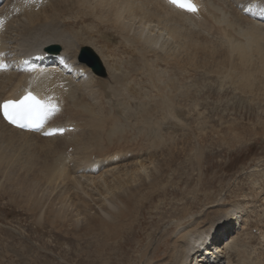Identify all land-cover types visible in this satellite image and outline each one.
I'll return each mask as SVG.
<instances>
[{
  "label": "bare ground",
  "instance_id": "bare-ground-1",
  "mask_svg": "<svg viewBox=\"0 0 264 264\" xmlns=\"http://www.w3.org/2000/svg\"><path fill=\"white\" fill-rule=\"evenodd\" d=\"M193 1L198 7L194 12L176 8L173 5L175 3L173 0H77L74 4H67L69 8H65L76 10L73 20H77L75 26L79 23V27L74 32L70 29L71 33L57 19L46 15L49 12H46L44 8L42 10L28 8L27 11L24 8L22 12L17 10L13 0L0 1V15L2 9V14H4L0 16V64L7 67L5 70H0V102L3 99L19 97L27 89H31L46 103L48 111L46 123L66 128V131L61 135L46 137L39 132L22 131L15 128L0 116V125L6 130L4 133L9 139L16 141L19 138L20 142L23 141L24 144L27 142L26 146H30L33 155L41 156V162L38 163L40 167H38L43 174L32 173L29 171L31 169L24 171L23 175L15 178L16 183L11 187L14 194L9 195L8 193L9 196H7L9 200L18 205L23 197V202L27 203L25 210L33 217H36L44 207V203H48L43 213L44 223L51 227L56 226L64 229L72 227L70 233L77 234L80 240L87 239V242H91L94 239V247L99 250L97 255H102L109 248H114L117 239L123 238L124 233L133 234V225H135L134 222L141 212L140 210L145 207L147 200L150 201L153 195H156L159 190L162 191L160 185L164 178L169 176L173 162L175 163L180 158L179 155L186 152L189 147H192L191 150L197 148L194 146V141L190 140L194 138L191 136L192 131L189 135L187 133L182 140H178L175 136L173 138L172 135L164 139L160 133L151 134L154 126H156L155 130H161L163 118L178 116L174 106L176 96L170 93L173 92V85L170 83V78L158 67H171L186 77L187 71L191 69L188 68L189 59L187 56L191 53L197 51L219 53L218 47L210 44V40L204 34L190 27L193 25L192 21H195L197 17L198 24L214 31L221 29L226 31L232 24L243 22L247 26L246 31H243L247 43L231 44L230 49L226 51L229 54L228 60L230 61L232 55L236 54L240 62L246 63L249 62V57L253 52L259 53L261 59L264 57L260 45V41L264 40V27L255 22L256 20L264 23V19L260 20L257 17L253 19L249 15L242 16L238 14L237 6L233 7V1L223 0L230 14H233V18L227 23L228 28L225 30V27L218 25L216 21L217 11L214 7L205 3L203 6V0ZM214 1L212 0V3ZM247 3L244 4L245 7H248ZM62 17L65 16L62 15ZM46 24L47 27L49 26L48 30L54 31L51 35L48 34L50 31L48 32L44 27ZM57 28L68 34L55 32ZM35 34L40 36H35ZM25 40H30L29 45L32 47H26V45L22 49ZM50 44H58L61 51L48 52L50 54H46L45 62H52L55 58H49L57 54H59V59L65 57L62 64L66 69L72 68L75 74L90 79L85 85L76 82L75 75H68L53 64H51L52 66H39L32 70L21 69V64L24 61L32 60V53L45 55L47 52L45 46ZM82 44L94 45L95 49L93 50L102 60V64L107 67L106 78L97 76L90 68L82 66L77 60V53ZM220 45L222 44L220 43ZM94 47L92 46V48ZM10 48L12 53H7ZM132 53L136 54L132 56ZM127 56L131 58L130 61ZM191 60L189 61L191 62ZM201 64L204 65L207 62ZM240 73L243 76L244 71ZM248 77L245 78L248 79ZM153 93L157 94L159 98H146L147 95L155 96ZM107 98L109 99L107 100ZM51 105L57 108L50 110ZM122 105L124 108L126 105L135 106L136 111L128 109L126 113L124 108H120ZM55 114L57 117L51 119ZM162 115L163 118L160 119ZM129 119L135 120V122L126 123ZM69 146H72L71 153L67 152ZM7 147L10 146L6 145ZM24 148L26 147L24 146ZM11 153L10 151L9 155H12ZM201 153L197 149L196 155L201 156ZM27 155L29 156V153ZM33 155L31 157L35 159ZM6 156L8 155L6 154ZM70 158L73 159V164L68 167ZM109 158H116L124 163L95 175L100 171L97 168L107 163ZM12 164L14 163L12 162ZM77 170H79L78 175H76ZM107 173L110 175H106ZM82 178L87 182L90 181L93 191L95 190L97 193L92 194L91 190L88 191L84 188V182H81ZM56 181L63 184L62 189L56 197L48 199L54 190ZM72 188L80 189L86 198L88 196L90 199L82 198L76 191L71 192ZM45 190L47 193H44ZM32 195L35 196L32 198ZM95 195L98 196L95 197ZM158 195L160 194L158 193ZM55 199L57 200L56 204H60V206L53 208ZM105 199H108L107 203ZM90 200L94 203H91ZM149 205L147 204V207ZM70 206L72 207L71 211L68 209ZM238 207L235 206L234 210L227 208L225 212L220 210L215 218L209 220H205L201 216L202 219L199 217L190 226L180 229L181 231L177 232V236L171 240L170 244H161V248L163 250L168 248L169 252L158 264H222L224 260L222 257H225V253H231L232 257L237 256L236 253L233 255V250L225 252L227 244L226 242L225 246L221 244L222 241H227V238L220 241V236L223 233L220 228L222 226L221 229L226 231L228 227L234 228L235 224H239L243 220L240 218L241 220L238 221L237 217L241 216L236 214L239 211ZM188 209L186 206L180 213L179 221L176 220L177 222H173L172 225L176 228L180 226L183 223L181 221L187 219L191 214ZM213 213L211 212V214ZM256 223L249 219L246 227L248 236L253 234L252 227L258 229V226L254 225ZM205 225L208 226L204 227ZM201 227L204 229L199 230ZM73 237L71 238L75 239ZM200 240H202L201 245H204L201 248L204 249L203 254L198 253L201 251L199 249ZM147 253L141 254L143 261L146 256L149 258ZM209 254L210 258L207 261ZM238 256L240 257V255ZM141 263L147 264V260L141 261ZM234 264H264V259L242 260L241 263L235 262Z\"/></svg>",
  "mask_w": 264,
  "mask_h": 264
},
{
  "label": "rangeland",
  "instance_id": "rangeland-1",
  "mask_svg": "<svg viewBox=\"0 0 264 264\" xmlns=\"http://www.w3.org/2000/svg\"><path fill=\"white\" fill-rule=\"evenodd\" d=\"M75 1L77 0H13L14 6H16L19 11L24 10V8L25 11H27L28 8L38 10L44 8L46 12H49L46 15L57 19L60 24L62 23L61 25H64L63 27L68 28V32H70V29L74 32L79 27V23L75 26L77 20H73V15L75 16L76 10L65 9L69 8L67 4H74L76 3ZM229 1L234 2L233 7L237 6V12L242 16L246 17L249 15V17H254L256 14L262 15L264 13V0H256L250 7L244 6V4L248 2L247 0ZM204 3L215 8L217 11V13L215 12L217 23L225 27L226 30V28H228L227 23L233 18V14H230L225 2L223 3V0H215L214 3H212V0H203V6ZM70 12L71 14H69ZM2 13L3 9L1 10L0 16L4 15ZM62 15L66 18H63ZM196 20L197 17L195 18V21ZM195 21H192L193 25L189 26L192 27L193 30L195 29L204 34V36L210 40V44H214L216 48L218 47L219 53H213L214 55L216 54L214 56L212 51L211 53L191 51L194 53L189 55L190 58L189 56L187 57L189 60L192 59L193 61L191 60L190 62L187 59L189 62L188 68L191 69H187L190 74L187 71L186 77H183L171 67H158L170 78V83L173 85V92L170 93L176 96L174 99V106L178 116L163 118L162 115L160 117V119L163 118L160 127L161 130H159L160 132L158 129H156V131V126H154L151 134L155 135V133H160L164 139L172 135L171 137L174 138L175 136L178 140H182L187 133L189 135L192 131L191 136L194 138L190 140L194 141V146L197 148L191 150L192 147H189L186 152L179 155L180 158H178L175 163L173 162V167L169 171V176L167 175L160 185L162 191L159 190L156 195L152 196L150 201L152 200L153 202L147 200L148 202H146L145 207L140 210L141 212H139L134 222L135 225H133V234L130 232L128 234L124 233L123 238L117 239L115 243L116 247L109 248V250L105 251L102 255H97L99 250L94 247V239H92L91 242H87V239L80 240L77 234L70 233L72 227L64 229L56 226L51 227L44 223L43 213L48 203H44V207L41 208L36 217H33L25 210L27 203L23 202V197L19 205L16 203L17 206L13 201L9 200L8 196L14 194L11 187L16 183L15 178H19V175H23L22 173H24V171L31 169L29 171L32 173L43 175L42 172L39 171L41 156L37 157V154H34L35 157L32 150L29 148L30 146H26L28 144L27 142L24 144L23 141L20 142L19 138L16 141L9 139L6 133H4L6 130L0 125L2 127H0V134L4 133L3 136H1L2 134L0 135V151L2 152V154L0 152V264H143L141 261L145 262L146 260L147 264H158L164 259L166 254H168L167 252H169V249L166 247V249L163 250L161 244H170L171 240L177 236V232L180 229L190 226V224L196 222L195 220H197V218L199 219V217L201 218V216L202 218L204 217L205 220L213 219L220 210L223 212H225L227 208L234 210L235 206H239V211L236 214L238 216L241 215L237 217L238 221L241 219L243 220L239 224H235L234 228H232V226L228 227L224 234L221 232L223 236L228 234L226 236L227 241H222L223 243L221 245H224L226 242L227 245H224L226 247L225 252L233 250V255L236 253L237 256L232 257L230 255L231 253H225V257H222L224 258L222 264L241 263L242 260L248 261L256 258L264 259V57L261 59L259 58V53L256 54V52H253L249 57V62L246 63L240 62L236 54L232 55V61L231 59L230 61L228 60L229 54L226 51L230 49L231 44L240 42L247 43L243 34L247 26L243 22V24H232L229 30L226 31H224V29L214 31ZM255 22L264 27V23L256 20ZM44 27L48 32L50 31V33L47 32L49 35L54 32L48 30L49 26L47 27V24ZM182 28L184 29V27ZM55 32L63 31H59V28H57ZM47 33L46 35H48ZM65 34L67 35L68 33ZM35 36L39 37L40 35L35 34ZM261 41L260 45L262 53L264 54V40ZM29 42L31 41L25 40L22 49L26 45V47L30 46ZM220 43L222 45H220ZM86 45L87 44H82L81 46ZM87 46L91 48L92 46L94 47V45ZM125 48L127 47L125 46ZM92 49H95V47ZM7 53H12L11 48L7 50ZM135 54L136 53H132V56ZM209 55L212 56L211 59ZM127 59L128 61L131 60L129 56H127ZM195 61H198V63ZM206 62L207 64H204L205 66L201 64ZM80 63L82 66L88 67L82 62ZM211 64L213 65L211 66ZM193 65L198 66L193 67ZM103 66L105 68V77L100 75L97 76L106 78L107 67L104 64ZM241 71H244V77L242 76L243 72L240 73ZM66 73L69 74V72ZM76 75L74 76V78L77 79L76 82H81L83 85L90 80L85 78V76L81 77ZM245 77H248V79ZM170 90L169 88V91ZM146 98L158 99L159 96L157 94L152 97L147 95ZM108 99L109 98H107V100ZM126 107L124 108V105H122L120 108H124L126 113L128 109L130 111H136L135 106L126 105ZM74 116L77 115L74 114ZM128 122L133 123L135 120L132 121L129 119L126 123ZM17 141H19L18 143L20 144H18ZM6 145L10 147L6 148ZM17 146L19 147L16 148ZM24 146L26 148H24ZM10 148L12 155H9ZM69 149L71 150L69 151ZM197 149L202 152L201 156L196 155ZM19 151H21V153H19ZM67 152H72V146H69ZM28 153L29 156L27 155ZM6 154L8 156H6ZM32 155L35 159H32ZM103 155H105V153H103ZM93 158L94 155L91 159L93 160ZM26 159L27 161H25ZM70 159L71 162H68V167H71L73 164V159ZM11 160L14 164H12ZM108 160L107 163L97 168L98 171H100L95 175L105 170H110L111 167L118 164L124 163L116 158H109ZM78 173L79 170L76 171V175H78ZM106 175L109 176L110 174L107 173ZM83 179L84 178L81 179V182H84V188L88 191L91 190L90 192L92 194L97 193L95 190L93 191L90 181L87 182V180ZM56 182L53 188L54 190H52L48 199L56 197L62 189L63 184L58 181ZM45 191L44 193H47V191ZM74 191L82 198L90 199L88 196L86 198L80 189L72 188L71 192ZM145 191L143 192L144 194ZM40 193L41 191L39 194ZM34 196L35 195H32V198ZM97 196L98 195H95V197ZM47 201L49 202L50 200ZM105 201L107 203L108 199H105ZM54 202L55 205H53V208L60 206V204H56V199ZM90 202L94 203V201L91 200ZM147 204L151 206L149 205L147 207ZM186 206L189 208L188 211L191 214H189L187 219L181 221L183 223L176 228V226L172 224L173 222L179 221L180 213ZM68 209L71 211L72 207L70 206ZM211 212L214 213L211 214ZM249 219L254 221V223L257 222V225H254L258 226V229H256V227L251 228V232L253 233L251 236L246 234L248 231L246 227L249 223ZM207 226L208 225H205L204 227ZM204 227L199 228V230L204 229ZM221 228L223 227L221 226ZM221 228L220 230L222 231L223 229ZM210 230H213V228H210ZM231 234L232 236H230ZM72 236H74L73 238L75 239H72ZM201 241L202 240L199 241L200 245ZM203 246L202 244L199 249ZM144 252H148L147 255L149 258H146V256L143 261L141 259V254ZM238 255H240V257ZM103 261L106 262L104 263Z\"/></svg>",
  "mask_w": 264,
  "mask_h": 264
},
{
  "label": "water",
  "instance_id": "water-1",
  "mask_svg": "<svg viewBox=\"0 0 264 264\" xmlns=\"http://www.w3.org/2000/svg\"><path fill=\"white\" fill-rule=\"evenodd\" d=\"M48 51L58 52L60 47L58 45H50L46 48ZM79 60L86 62L90 66H92L93 70L99 75H105L104 67L101 64L100 59L98 56L93 52V50L88 47L84 46L81 49V53L79 55Z\"/></svg>",
  "mask_w": 264,
  "mask_h": 264
}]
</instances>
